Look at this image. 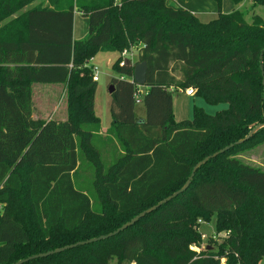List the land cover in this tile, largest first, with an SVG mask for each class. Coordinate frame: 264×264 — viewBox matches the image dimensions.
<instances>
[{
    "label": "trees",
    "instance_id": "16d2710c",
    "mask_svg": "<svg viewBox=\"0 0 264 264\" xmlns=\"http://www.w3.org/2000/svg\"><path fill=\"white\" fill-rule=\"evenodd\" d=\"M33 1L0 0V22ZM46 1L0 27V264L116 231L180 190L197 162L227 147L195 172L183 193L134 225L24 264H219L225 253L259 264L264 170L236 156L264 140V128L235 143L264 124V20L253 14L247 22L245 12L223 14L218 7L217 17L202 23L165 0ZM75 13L88 21L87 36L77 41ZM132 47L137 58L118 66ZM99 53L119 55L111 65L119 78L110 81L104 135L85 67ZM141 62L143 118L132 83ZM59 84L64 120L32 118L33 86ZM187 88L205 104L225 107L207 114L194 105L190 120L175 122L172 92ZM212 217L215 232L225 233L219 253L190 251L198 221ZM234 259L225 264H238Z\"/></svg>",
    "mask_w": 264,
    "mask_h": 264
},
{
    "label": "rangeland",
    "instance_id": "374dc122",
    "mask_svg": "<svg viewBox=\"0 0 264 264\" xmlns=\"http://www.w3.org/2000/svg\"><path fill=\"white\" fill-rule=\"evenodd\" d=\"M177 2H180L183 6H185V9L195 15L202 23H207L215 19L217 17L218 7H220V12L223 14L231 12L232 7L235 8L230 0H221L220 6H218L213 0H177ZM39 4L46 5L47 1L35 0L31 2L25 9L19 10L12 17L1 21L0 27L4 26L8 21L20 15L26 9L36 7ZM241 4V6L238 5L237 7L240 6L239 10L246 13L245 20L247 22L250 21L253 14L258 15L262 18V20H264V6L258 5L252 7L250 0H243ZM78 16L81 15L78 14ZM85 34L87 35V21L86 23L84 22V25L81 24L79 27L77 25L74 37L79 39V37ZM128 52V57H130L131 61L133 62L137 58L136 48L132 47L130 50H128ZM118 56L119 55L115 53H99L85 65L86 69L95 67L98 72V81L95 82L96 90L94 95V113L100 120L101 129L108 128L110 126L111 117L109 109L111 97L108 93V88L112 78H119V75L111 69V65L115 62L116 58L118 59ZM172 103L176 108V118L178 121L190 120L192 115V105L201 107L207 114H213L225 107L224 105H207L200 99L187 98L178 91L172 92ZM187 105H191L190 109L187 112H182V108H186ZM31 107L32 118L42 120L64 119L66 116V98L63 89H61V87H36L32 89ZM135 109L136 111H140L142 109L141 104L136 105ZM236 158L241 160L246 165L264 170V140L257 143L252 148L242 152L236 156ZM214 221L215 218L212 217L208 223L202 222L200 223V226H197L196 231L199 234V239L196 243H193L190 246V251L199 253L205 251L206 247H210V250L213 251L214 254L219 253L218 247L224 240L225 233L215 232ZM223 256L224 258L219 257V264H225V258L230 257L233 259L236 257L234 260L238 258L237 263L242 264L240 257L237 255L231 256L225 253ZM259 264H264V258L260 260Z\"/></svg>",
    "mask_w": 264,
    "mask_h": 264
},
{
    "label": "water",
    "instance_id": "95a60500",
    "mask_svg": "<svg viewBox=\"0 0 264 264\" xmlns=\"http://www.w3.org/2000/svg\"><path fill=\"white\" fill-rule=\"evenodd\" d=\"M262 55H264V50H262L260 56H259V61L261 63L262 61ZM260 70H261V74L264 75V71H262V67L260 66ZM145 78H146V63L145 62H141V63H138L135 67H134V71H133V77H132V81L133 83L136 85V86H140V87H144V84H145ZM262 86H264V79H262ZM108 93L109 95H111L113 93V86H109L108 88ZM261 128H264V124H260L258 126H256L255 128H253L247 136H245L243 139L237 141L235 143V145H238V144H242L243 142H245L246 140H248L255 132H257L259 129ZM231 147V146H230ZM229 147L227 148H224L223 150H220L219 152L217 153H214L212 156H208L206 158H204L203 160L197 162L194 167L192 168V171H191V174L190 176L188 177L186 183L184 184V186L178 190L177 192L173 193L171 196L163 199L162 201H160L159 203H157L156 205H154L153 207L141 212L139 215H137L136 217H134L133 219H131L129 222L125 223L124 225H122L119 229H117L116 231L110 233V234H107L105 236H100V237H97V238H93V239H90V240H86V241H83V242H78L76 244H72V245H69V246H65V247H62V248H58V249H55L53 251H49V252H46V253H42V254H37V255H34V256H31V257H28L26 259H22V260H19L17 262H15L14 264H24L30 260H34V259H39V258H45V257H48V256H51V255H54V254H57V253H61V252H64L66 250H69V249H73V248H76V247H79V246H84V245H87V244H91V243H95L97 241H101V240H104V239H107L111 236H114L116 234H118L119 232L123 231L124 229L134 225L138 220H140L141 218H143L145 215L155 211L158 207H160L161 205L167 203L168 201H170L171 199L175 198L177 195L183 193L190 185L192 179H193V176L195 174V172L202 166L204 165L207 161H209L210 159H212L213 157H215L216 155H218L219 153H222L224 151H226ZM209 249V247H208Z\"/></svg>",
    "mask_w": 264,
    "mask_h": 264
},
{
    "label": "crops",
    "instance_id": "0c3cea01",
    "mask_svg": "<svg viewBox=\"0 0 264 264\" xmlns=\"http://www.w3.org/2000/svg\"><path fill=\"white\" fill-rule=\"evenodd\" d=\"M166 1V4L169 6V7H171L172 9H175V10H178V9H181V10H186L185 8V6H183L180 2H177V0L175 1V0H165ZM238 5H242L241 3L240 4H238ZM238 5H236L235 6V8H231V11H233V10H235V9H237V10H239V8H240V6L239 7H237ZM187 11V10H186ZM240 11V10H239ZM229 12V11H228ZM191 13V12H190ZM230 13V12H229ZM228 14V13H227ZM86 21H87V19L86 18H84V17H82V16H78V14L77 13H75L74 14V18H73V40L74 41H77V40H81V39H84L87 35L85 34V35H82L81 37H79V39H77V38H75L74 37V33H75V30L77 29V25H78V27L79 26H81V24H83L84 25V22L86 23ZM88 22V21H87ZM117 57V56H116ZM115 57V58H116ZM36 87H61V89H63V91H64V86L63 85H34L33 86V89L34 88H36ZM192 89V88H191ZM144 90L146 91L147 90V88H145L144 87ZM183 90H178V92L180 93V94H183L185 97H187V98H192V99H194V97H188V96H186L183 92H182ZM202 101V100H201ZM58 106V105H57ZM193 106V105H192ZM190 107H191V105H187L186 106V108H182V112H187L189 109H190ZM142 108V107H141ZM191 109H192V107H191ZM172 114H173V117H174V121L175 122H180V121H178V119L176 118V108H175V106H174V104L172 103ZM136 115L139 117V118H143V108L140 110V111H136ZM185 116V115H184ZM61 120H64V119H61ZM181 121H185V120H181ZM101 126V125H100ZM109 128V127H108ZM108 128H104V129H101V134L102 135H104V132L108 129Z\"/></svg>",
    "mask_w": 264,
    "mask_h": 264
},
{
    "label": "built area",
    "instance_id": "2783aa9c",
    "mask_svg": "<svg viewBox=\"0 0 264 264\" xmlns=\"http://www.w3.org/2000/svg\"><path fill=\"white\" fill-rule=\"evenodd\" d=\"M126 58H128V52L123 51L122 54H121V60L118 63V66H122L126 62ZM91 71H92V81L97 82L98 81L97 69L95 67H91ZM132 83H133V81H132ZM182 92L188 97H193L194 96V90L191 89V88H187V89L183 90ZM145 95H146V91L143 89V87L136 86V90H135V93H134L135 104L136 105H140L142 103V99H143V97ZM198 223H201V222L198 221Z\"/></svg>",
    "mask_w": 264,
    "mask_h": 264
}]
</instances>
